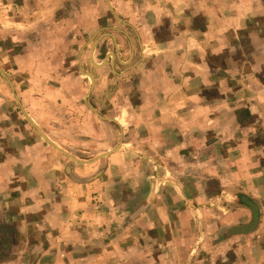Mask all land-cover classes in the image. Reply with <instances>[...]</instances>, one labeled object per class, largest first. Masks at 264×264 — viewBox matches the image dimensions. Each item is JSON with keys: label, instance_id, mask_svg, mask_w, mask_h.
I'll use <instances>...</instances> for the list:
<instances>
[{"label": "crops", "instance_id": "1", "mask_svg": "<svg viewBox=\"0 0 264 264\" xmlns=\"http://www.w3.org/2000/svg\"><path fill=\"white\" fill-rule=\"evenodd\" d=\"M0 264H264V0H0Z\"/></svg>", "mask_w": 264, "mask_h": 264}, {"label": "rangeland", "instance_id": "2", "mask_svg": "<svg viewBox=\"0 0 264 264\" xmlns=\"http://www.w3.org/2000/svg\"><path fill=\"white\" fill-rule=\"evenodd\" d=\"M92 20H93V27H94L93 29H95V27L96 28L101 27V26H103V24L105 22H107V19L106 18L101 19L99 17L98 18H95V19L93 18ZM84 22H85V19H80V22L78 23V27L84 25ZM77 36H78V38H77L78 41L84 40L83 39L84 38L83 32H81L80 34L78 33ZM61 38L64 41V40H66L67 35H63V37H61ZM79 47L80 46H79V43H78L77 44V47H76V53L77 54H78ZM71 56H72V54H71ZM66 68L67 67H61L60 68V74L63 73V72H66L68 70ZM44 69L46 70V73H45L46 75L47 74H52V72H50L51 69H50L49 66L48 67L47 66L44 67ZM72 73H74V75H77V74H79V70L76 69L73 72H71V74ZM98 75L104 81L103 82V86L102 87H99V92H100V90L104 92V95H103L104 98H105V96H106L105 94L108 92V90L109 91L112 90V91L110 93H108L107 96L109 98L111 96H113L114 95V91L117 90V86H119V90H124L123 86H120V84H118L116 82V79H113V78L110 77L109 71L106 72V73L98 74ZM76 78H77V76H76ZM16 84L19 87V85L21 84V82H16ZM24 85H25L24 86L25 88H28L29 90L34 91L33 93H35L38 89H41V91H43L47 95V99L46 100H48L50 102L49 104H46V105H50V106L51 105H60V108L61 109H64V108L70 109V107L80 106L79 105L80 104V100H78V99L77 100L76 99L75 100H72L71 98H66V99L65 98H61V99L58 98L59 99V101H58V99L56 98L58 96L53 95V93H49L48 90L53 89L54 86L55 87L57 86L59 89L62 88L64 90H68V91H72V92L73 91L76 92V91H78V89L81 90V91L86 92V90L88 89V87L86 85H84V83L83 84L78 83V81H76L74 79V76H73V78L71 80H66V79H64V77H61L59 79V81L58 80H56V81L49 80V81H46V82H36V81L35 82H29V81H26ZM125 90H126V86H125ZM23 91H26V90L24 89ZM115 96L116 95H114L113 98ZM113 98L110 99L109 102H107L106 99H104V101H106L105 106L107 105V107H115V105L117 104V100H115V98L114 99ZM113 100H114V102H112ZM75 103H77V104H75ZM62 111L65 112L64 110H62ZM78 115H77V117H75L74 115L72 117L70 116V117H68V119H66L65 121H63V123L65 122L66 128L71 127V128H74L75 129L78 126V125H75L76 122H78V120H80L79 127H84V125H86V123L90 121V117L87 116L86 113L85 114H80L79 116ZM75 118H77L78 120H76ZM94 121L95 120H93V122ZM58 123H60V122L58 121ZM71 128H69V129H71ZM69 129H66V130H69ZM106 142H109V141H106L104 139V136H100V139L97 141V143H95V146L93 147V150H95V151H97L98 149L104 150L105 147H106V145H105Z\"/></svg>", "mask_w": 264, "mask_h": 264}, {"label": "water", "instance_id": "3", "mask_svg": "<svg viewBox=\"0 0 264 264\" xmlns=\"http://www.w3.org/2000/svg\"><path fill=\"white\" fill-rule=\"evenodd\" d=\"M96 67H99L98 65H95ZM40 133H41V135L47 140V141H49L48 140V138L40 131ZM50 142V141H49ZM58 148V147H57ZM60 151H62L60 148H58ZM63 153H65L64 151H62ZM66 154V153H65ZM109 153H106V154H103L102 156H107ZM72 159H74L75 160V158L74 157H72V156H70ZM257 224H258V220H257V215H255V219H254V222H253V224L249 227V229L250 230H252V229H254L256 226H257Z\"/></svg>", "mask_w": 264, "mask_h": 264}]
</instances>
